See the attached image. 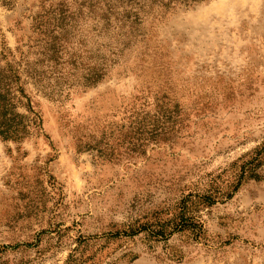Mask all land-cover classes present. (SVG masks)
Masks as SVG:
<instances>
[{
    "label": "rangeland",
    "instance_id": "obj_1",
    "mask_svg": "<svg viewBox=\"0 0 264 264\" xmlns=\"http://www.w3.org/2000/svg\"><path fill=\"white\" fill-rule=\"evenodd\" d=\"M168 1L0 0V264H264V0Z\"/></svg>",
    "mask_w": 264,
    "mask_h": 264
},
{
    "label": "trees",
    "instance_id": "obj_2",
    "mask_svg": "<svg viewBox=\"0 0 264 264\" xmlns=\"http://www.w3.org/2000/svg\"><path fill=\"white\" fill-rule=\"evenodd\" d=\"M132 0H94L95 6L97 8H104L106 12L111 13L112 10L115 8H123L125 6H128ZM201 0H169L168 4L172 3H193V2H198ZM126 3V4H125ZM108 20V18H106ZM119 23V22H118ZM121 27V25L119 26ZM5 75L7 76H0V139L3 141H21L23 140L26 135H28L27 132V126L30 124V122H27L24 120V117L18 115L15 113L16 108L18 105H22L26 108V110L30 113L33 114L32 107H31V102L30 99L25 95L24 88L21 85H14V83H17L19 80L18 73L12 72L11 69L6 71V68L2 70ZM15 73L14 75L17 77L16 80H14V76L11 75ZM102 74H100L101 76ZM100 76H96L91 83L96 82L98 79H100ZM16 81V82H13ZM23 100L26 102L25 104L23 103ZM34 115V114H33ZM36 116V115H35ZM32 126L37 128V124L35 119L31 121ZM264 150V145L262 147ZM258 156V155H256ZM256 158H254L251 162L255 161ZM246 163L241 167V173L242 177L246 176L248 178L253 177L255 178L256 176L251 173L252 170H249ZM248 168V169H247ZM248 175V176H247ZM205 201L207 203L210 202V198H205ZM188 224H184L185 226H182L181 222L183 221V217L180 214L179 216L174 217L170 221H168L166 224L171 225V231L170 232H165L163 229V226H166L165 224L159 226H155V228H152V225H143L140 228L136 229L133 234H137L139 232H144L147 236L150 238L154 239H160V240H165L168 239L169 236L173 232H181L184 230L189 229V227L197 228L198 231H201V225L191 219V217H188L186 219Z\"/></svg>",
    "mask_w": 264,
    "mask_h": 264
}]
</instances>
